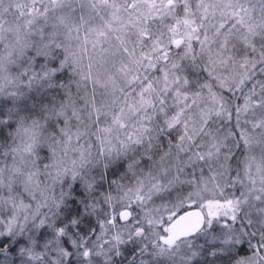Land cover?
<instances>
[{
    "label": "snow or ice",
    "instance_id": "obj_1",
    "mask_svg": "<svg viewBox=\"0 0 264 264\" xmlns=\"http://www.w3.org/2000/svg\"><path fill=\"white\" fill-rule=\"evenodd\" d=\"M262 142L264 0H0V264H264Z\"/></svg>",
    "mask_w": 264,
    "mask_h": 264
},
{
    "label": "clouds",
    "instance_id": "obj_2",
    "mask_svg": "<svg viewBox=\"0 0 264 264\" xmlns=\"http://www.w3.org/2000/svg\"><path fill=\"white\" fill-rule=\"evenodd\" d=\"M216 134H218L222 138L223 143L227 145L230 151L235 152V149L231 148V145L228 143L229 136L227 130L220 131L218 129L217 133H214V135ZM262 149H264V142L260 144L254 143L252 149L247 153L248 156L255 157V159L252 160L251 163L253 165L252 175L256 178L257 182L261 180L262 171H264V169H260L257 167V165L260 164V153ZM92 155L95 156V153L93 152ZM136 159L139 160V157H137ZM230 160L231 156L228 154V152H223L220 153L219 156H214V158L210 161V166L213 167L214 171H216L219 177L223 178L224 181L228 180V173L235 169L234 165H230ZM243 162L244 161L242 159L241 163ZM245 183H247V180H245Z\"/></svg>",
    "mask_w": 264,
    "mask_h": 264
}]
</instances>
